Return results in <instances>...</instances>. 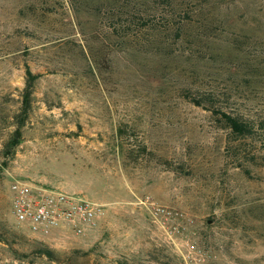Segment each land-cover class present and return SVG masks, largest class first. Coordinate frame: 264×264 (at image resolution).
<instances>
[{"label":"rangeland","instance_id":"obj_1","mask_svg":"<svg viewBox=\"0 0 264 264\" xmlns=\"http://www.w3.org/2000/svg\"><path fill=\"white\" fill-rule=\"evenodd\" d=\"M207 94L254 134L190 102ZM13 178L110 206L49 245L11 214ZM0 264H264V0H0Z\"/></svg>","mask_w":264,"mask_h":264},{"label":"built area","instance_id":"obj_2","mask_svg":"<svg viewBox=\"0 0 264 264\" xmlns=\"http://www.w3.org/2000/svg\"><path fill=\"white\" fill-rule=\"evenodd\" d=\"M9 192L10 210L16 223L49 245L87 235L96 228L110 206L89 200L81 193L68 194L61 189L16 178L11 181ZM139 204L155 220L168 214L149 197Z\"/></svg>","mask_w":264,"mask_h":264},{"label":"trees","instance_id":"obj_3","mask_svg":"<svg viewBox=\"0 0 264 264\" xmlns=\"http://www.w3.org/2000/svg\"><path fill=\"white\" fill-rule=\"evenodd\" d=\"M114 36H118V34H115ZM38 78L37 75H34L29 67L25 66V85L22 91V105L20 108V114L17 118L20 117H27L29 108H30V99L32 94V88L34 85V82ZM189 98V97H187ZM212 95L203 96L200 95L199 98H190V102L198 107L205 108V110L209 111L212 116L218 117L217 121L222 124L223 128L228 131L230 137H235L236 139H245L248 136H251L255 132V126L248 120L242 118L238 115H233L230 113H227L224 111L221 107L216 106V103L211 102ZM206 104H209V107H207ZM23 121V119H22ZM21 127H16L14 130L11 138L5 145V152L7 154L10 153V151L14 150L20 143L21 140ZM40 254H45L46 256H50L52 252L48 250L47 248H40L39 249Z\"/></svg>","mask_w":264,"mask_h":264}]
</instances>
